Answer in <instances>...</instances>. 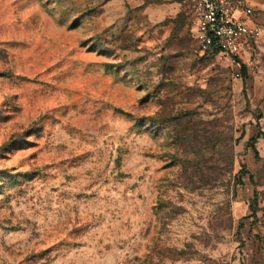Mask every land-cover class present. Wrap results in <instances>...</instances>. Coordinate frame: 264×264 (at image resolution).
<instances>
[{
  "label": "rangeland",
  "instance_id": "obj_1",
  "mask_svg": "<svg viewBox=\"0 0 264 264\" xmlns=\"http://www.w3.org/2000/svg\"><path fill=\"white\" fill-rule=\"evenodd\" d=\"M248 1L234 66L190 0H0V264H264Z\"/></svg>",
  "mask_w": 264,
  "mask_h": 264
},
{
  "label": "built area",
  "instance_id": "obj_2",
  "mask_svg": "<svg viewBox=\"0 0 264 264\" xmlns=\"http://www.w3.org/2000/svg\"><path fill=\"white\" fill-rule=\"evenodd\" d=\"M193 36L201 52H212L240 66L261 34L248 0H190Z\"/></svg>",
  "mask_w": 264,
  "mask_h": 264
},
{
  "label": "trees",
  "instance_id": "obj_3",
  "mask_svg": "<svg viewBox=\"0 0 264 264\" xmlns=\"http://www.w3.org/2000/svg\"><path fill=\"white\" fill-rule=\"evenodd\" d=\"M242 69H243V72H246V68H245V66H243V68H242Z\"/></svg>",
  "mask_w": 264,
  "mask_h": 264
}]
</instances>
